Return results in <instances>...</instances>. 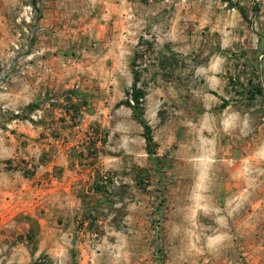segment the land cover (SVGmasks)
I'll use <instances>...</instances> for the list:
<instances>
[{
	"label": "rangeland",
	"instance_id": "obj_1",
	"mask_svg": "<svg viewBox=\"0 0 264 264\" xmlns=\"http://www.w3.org/2000/svg\"><path fill=\"white\" fill-rule=\"evenodd\" d=\"M180 1L141 0L156 13L143 37L131 30L122 42L127 85L101 88L96 76L119 67L97 57L96 41L71 52L82 59L83 89L64 96L61 128L48 132L57 144L31 138L10 161L9 119L39 124L48 114L0 108V163L23 169L35 186L29 212L0 224V264H264V0H185L183 16L160 13ZM90 5L0 0V92L12 76L44 70L42 58L59 72L64 26L44 31L49 10L87 23ZM44 34H57L47 48ZM134 76L150 144L126 103ZM54 147L76 157L68 170L39 169Z\"/></svg>",
	"mask_w": 264,
	"mask_h": 264
},
{
	"label": "crops",
	"instance_id": "obj_2",
	"mask_svg": "<svg viewBox=\"0 0 264 264\" xmlns=\"http://www.w3.org/2000/svg\"><path fill=\"white\" fill-rule=\"evenodd\" d=\"M85 1L87 4L88 1L91 4L89 13L93 18H91L89 22H78L73 11L71 12L70 10L64 13L63 11H59V8H50L49 13H54L55 17L53 20L48 19L44 22V31L46 32H51L54 28H57L59 23L64 26L63 29L60 28V33L57 32L61 37V51L63 55L57 58L56 56L54 57L56 60H61V70L59 72H54L52 70L50 72L46 71L45 64L47 58H42L43 60H41V62L44 64V70L39 69V66L38 70L35 72H27L24 76H12L9 81V86L0 92V108L2 110H9V112L16 113L34 104L37 106L35 110H43L48 114H44V118L39 124H30L26 121L9 119V135H7V139L4 141L9 142L10 161H12L10 158H13V155L21 154L23 150L27 149V147H25V142L30 141L31 138L36 146H45L46 143H50L52 146L57 144L58 141L52 139L48 132L54 128H61V124L57 121L59 117L64 115L62 112V108L65 105L64 96L73 89H83V85H80L82 76L79 74V67L82 64V59H73L71 54L72 51H78L85 47L87 48V43L92 44L91 42H93V40L96 41L94 45L95 47H100L99 52H101L97 57H99L105 65L117 62V66L119 67V69L117 68V72H115L113 67L100 72V76H96L106 81V87H100L111 89L118 88L120 84L127 85V81L123 80L128 79V72L122 64L127 61L128 52L126 45H123L122 42L128 40L131 30H135L137 37H143L145 32L150 30V24L148 22L150 15L156 12H153V8L144 6L141 0ZM95 1L101 3V7L98 9L95 8ZM184 2L185 0L183 2H178L180 7L160 10V13H164L167 16H183L184 13H186ZM94 14L96 16H101L100 20L94 17ZM58 15H67L68 17H61L59 19L62 21H58V17H60ZM170 20H172V18ZM97 21L99 23L96 29V31H99L98 36L95 34V22ZM169 27L172 29L174 24H169ZM56 35L57 34H44L45 41H43V43L45 47L46 40L52 36L56 38ZM59 35L57 37H59ZM74 39H76V42H73ZM115 40H118L119 49L117 52L112 48V43L115 42ZM81 42L84 43L81 44ZM91 46L92 45L88 46L89 50L92 49ZM51 49L55 51L56 48L51 47ZM116 53L117 59H113ZM91 55L88 54V52L86 53L87 57ZM83 56L84 55H81V57ZM114 80H118L119 84ZM126 87L127 86H124V88ZM103 92L104 91H99V93ZM73 102L76 103L75 99H73ZM81 113H83V111H81ZM85 116V119H82V121L94 119V116ZM76 128H79V126ZM45 151L48 150H42V148H40L38 157L37 155L36 157L42 159L41 153ZM23 158L24 157H22V159ZM74 158L76 157L70 154L69 147L64 150L59 147H54L53 152H50L48 155L49 161L43 165L40 163L39 169L51 171L52 168H63L68 170L71 166V161L75 160ZM37 160L38 159H36L35 164H37ZM4 165L5 164L1 161L0 224L7 225L14 221H19L18 219H20L22 215L29 212L30 206L28 204V197L35 191V186L27 182L29 178L25 177L23 169L20 170L19 168H15L13 163H9L8 169H5ZM35 204L37 205L38 201H35Z\"/></svg>",
	"mask_w": 264,
	"mask_h": 264
},
{
	"label": "trees",
	"instance_id": "obj_3",
	"mask_svg": "<svg viewBox=\"0 0 264 264\" xmlns=\"http://www.w3.org/2000/svg\"><path fill=\"white\" fill-rule=\"evenodd\" d=\"M136 85H137V78H136V76H134L131 92L128 93L129 101H127L126 103L131 108V110L133 111V116L136 117L140 121V123L142 124V126L145 130V139L147 141V144H150L152 142V138L149 134L150 128L147 125V123L145 122V120L143 118H141L143 109L139 108V104H140L139 101H140V99H142L144 97L145 94L141 90L137 89ZM129 102H132L134 104L130 105ZM35 108H36V106L32 105V104L27 106L28 110H34ZM74 110L78 113V108L75 107ZM95 149H97V148H95Z\"/></svg>",
	"mask_w": 264,
	"mask_h": 264
},
{
	"label": "built area",
	"instance_id": "obj_4",
	"mask_svg": "<svg viewBox=\"0 0 264 264\" xmlns=\"http://www.w3.org/2000/svg\"><path fill=\"white\" fill-rule=\"evenodd\" d=\"M26 9H27V12L24 11V15H25L24 19L28 23V22H30V19H31V16H32V8L30 6H28V7H26ZM41 117H42L41 113L40 112H36V114L32 116V119L33 120H37V119H41Z\"/></svg>",
	"mask_w": 264,
	"mask_h": 264
}]
</instances>
